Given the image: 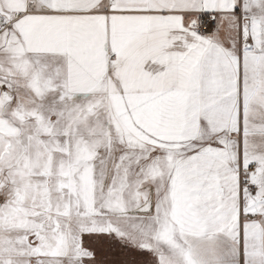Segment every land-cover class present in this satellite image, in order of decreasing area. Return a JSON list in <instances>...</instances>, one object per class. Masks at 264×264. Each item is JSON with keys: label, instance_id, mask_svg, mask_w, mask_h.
<instances>
[{"label": "snow or ice", "instance_id": "6c2138e0", "mask_svg": "<svg viewBox=\"0 0 264 264\" xmlns=\"http://www.w3.org/2000/svg\"><path fill=\"white\" fill-rule=\"evenodd\" d=\"M0 264H264V0H0Z\"/></svg>", "mask_w": 264, "mask_h": 264}]
</instances>
